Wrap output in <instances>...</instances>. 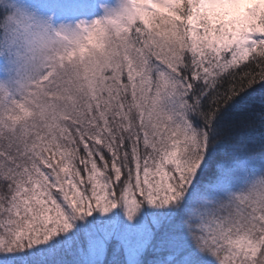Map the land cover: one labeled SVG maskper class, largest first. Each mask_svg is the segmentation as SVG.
<instances>
[{
  "label": "snow or ice",
  "instance_id": "6c2138e0",
  "mask_svg": "<svg viewBox=\"0 0 264 264\" xmlns=\"http://www.w3.org/2000/svg\"><path fill=\"white\" fill-rule=\"evenodd\" d=\"M0 264H264V0H0Z\"/></svg>",
  "mask_w": 264,
  "mask_h": 264
}]
</instances>
